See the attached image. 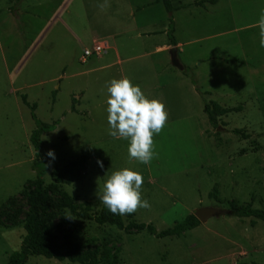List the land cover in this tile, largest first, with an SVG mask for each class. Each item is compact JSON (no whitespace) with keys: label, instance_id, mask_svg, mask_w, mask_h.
I'll return each mask as SVG.
<instances>
[{"label":"rangeland","instance_id":"rangeland-1","mask_svg":"<svg viewBox=\"0 0 264 264\" xmlns=\"http://www.w3.org/2000/svg\"><path fill=\"white\" fill-rule=\"evenodd\" d=\"M196 1L171 0L176 10L168 13L159 0H0V264H9L20 248L27 211L21 192L35 177V123L23 95L35 104L38 120L56 123L40 139L45 161L59 166L86 158L82 179L62 190L90 213L104 206L99 196L108 176L123 168L144 179L141 193L150 208L134 213L137 222L162 230L199 208L228 211L161 239L53 211L57 243L107 251L116 255L114 264H264V222L235 217L230 208L250 203L264 209V47L255 26L264 0L203 7ZM171 16L183 70L169 65V52H153L169 41L160 31ZM137 29L157 34L140 38ZM104 42V53L82 59L84 49ZM148 50L152 55L143 54ZM123 77L149 99L162 100L169 113L154 136L158 155L150 165L130 160V141L108 134L107 87ZM204 100L229 112L216 128L203 113ZM214 186L218 200L211 196ZM25 264L77 263L30 256Z\"/></svg>","mask_w":264,"mask_h":264},{"label":"trees","instance_id":"trees-1","mask_svg":"<svg viewBox=\"0 0 264 264\" xmlns=\"http://www.w3.org/2000/svg\"><path fill=\"white\" fill-rule=\"evenodd\" d=\"M216 1L199 0L194 4L198 7H203L205 4H215ZM159 2L162 3L168 13L176 10L171 0H159ZM173 32L174 23L171 16L166 34L171 45H176L172 35ZM199 95L205 97L208 93L199 91ZM21 98L23 104L30 108L31 117L35 123V129L30 135V143L34 150V160L32 161L31 168L34 171L35 177L32 187L24 189L21 192L27 205L23 221L25 234L19 250L12 252L8 256L9 264H25L30 256H40L59 262L69 261L77 264H114L116 262V255H110L107 251L99 249L82 251L77 244L67 242L65 245H62L57 243L53 238L50 223L53 218V211L65 212L71 217L92 220L98 225L114 226L118 230L125 232L145 231L157 239L179 237L183 233L200 225L199 220L194 214H189L181 222L175 223L169 228L157 230L152 224L137 222L134 218V213L124 216L113 215L105 205L98 212L90 213L89 209L80 207L71 196L62 190V186L78 182L82 179L83 170L86 166V158L80 156L59 166L46 162L39 151L40 139L44 133L53 130L56 123L46 124L38 120L34 113L35 104H29L24 95ZM202 109L208 124L213 128L217 127L218 118L229 113L212 100H204ZM71 110H75L74 100ZM240 110L238 107L234 112H239ZM231 132L243 139L248 138L243 129H233ZM47 175L51 178L50 183L46 182ZM211 196L218 200L217 186L213 187ZM230 208L232 215L235 217L250 218L254 221L264 222V209L254 208L250 203H244L238 207L231 205ZM4 214L7 213L5 212ZM7 218L11 220V216Z\"/></svg>","mask_w":264,"mask_h":264},{"label":"clouds","instance_id":"clouds-1","mask_svg":"<svg viewBox=\"0 0 264 264\" xmlns=\"http://www.w3.org/2000/svg\"><path fill=\"white\" fill-rule=\"evenodd\" d=\"M259 27L260 46L264 47V10L255 25ZM107 121L109 135L130 141L128 155L144 165H150L158 155L154 136L167 126L169 113L160 99H149L139 85H134L128 77L112 79L107 87ZM53 160V151L47 153ZM103 168V162L97 161ZM144 179L140 172L123 168L111 173L106 179L101 202L113 215H130L140 209L150 208L149 202L142 197ZM67 217L72 218L70 215Z\"/></svg>","mask_w":264,"mask_h":264},{"label":"water","instance_id":"water-1","mask_svg":"<svg viewBox=\"0 0 264 264\" xmlns=\"http://www.w3.org/2000/svg\"><path fill=\"white\" fill-rule=\"evenodd\" d=\"M169 53H170V57H171L170 59H171L172 66L179 69V70H183V67L179 64V61L177 59L176 48L173 47L169 51ZM227 213H228L227 210H220V209H216V208L206 207V208H199V209L195 210V212L193 214L199 220V222H206L211 217L225 215Z\"/></svg>","mask_w":264,"mask_h":264},{"label":"crops","instance_id":"crops-1","mask_svg":"<svg viewBox=\"0 0 264 264\" xmlns=\"http://www.w3.org/2000/svg\"><path fill=\"white\" fill-rule=\"evenodd\" d=\"M166 29H167V27H164L163 28V30H161L160 31V33H164L165 31H166ZM140 30V29H139ZM139 30L137 29V33H136V36L137 37H150L151 35H155V34H157L156 33V31L155 32H146V33H144V32H139ZM167 36V35H166ZM176 42V45L174 46V48H176V51H177V53H178V51H179V47H180V45H181V43H179V42H177V41H175ZM104 45H105V47H107V44L104 42ZM173 48V46L171 45V43H170V40L169 41H165L164 43H162V44H160V45H155V48H154V51L153 52H156V53H158V54H161V53H165V52H169L171 49ZM106 51V50H105ZM151 50H148V51H146L145 53H143V54H148V55H152V53H153ZM116 57L118 58V62L119 63H122L123 61H122V59L119 57V53L117 52V54H116ZM169 65H171L172 66V64L170 63ZM173 67V66H172ZM164 68V67H163ZM156 73H157V71H156Z\"/></svg>","mask_w":264,"mask_h":264},{"label":"built area","instance_id":"built-area-1","mask_svg":"<svg viewBox=\"0 0 264 264\" xmlns=\"http://www.w3.org/2000/svg\"><path fill=\"white\" fill-rule=\"evenodd\" d=\"M105 50L106 47L104 43L95 44L91 49L86 48L82 51V59H86L91 56H100L105 52Z\"/></svg>","mask_w":264,"mask_h":264}]
</instances>
